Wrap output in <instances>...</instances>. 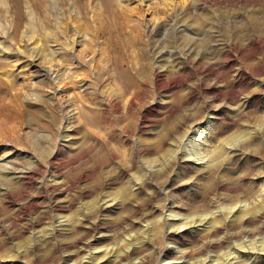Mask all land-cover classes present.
Listing matches in <instances>:
<instances>
[{
	"label": "rangeland",
	"instance_id": "rangeland-1",
	"mask_svg": "<svg viewBox=\"0 0 264 264\" xmlns=\"http://www.w3.org/2000/svg\"><path fill=\"white\" fill-rule=\"evenodd\" d=\"M31 1L44 8L23 71L11 63L12 90L0 86V264H74L103 234L91 250L130 244L129 262L161 264L177 248L190 263L264 264V0H85L48 39L46 0ZM170 209L210 216L213 234L167 238Z\"/></svg>",
	"mask_w": 264,
	"mask_h": 264
},
{
	"label": "bare ground",
	"instance_id": "bare-ground-1",
	"mask_svg": "<svg viewBox=\"0 0 264 264\" xmlns=\"http://www.w3.org/2000/svg\"><path fill=\"white\" fill-rule=\"evenodd\" d=\"M74 1H72V0H46L45 1L47 6L44 10V13H45L44 18L46 19L49 16L51 18V21L53 22V26L51 24L50 25L52 27H50L49 25L46 26V25L41 24V25H39L38 30L42 34H44V36H46L47 39L49 38V36H52L53 33H56L59 35H62L63 33L65 34L64 30L66 28L65 27L66 24H63L60 20L64 19V20H68V21L73 22L75 18H79V16H81L84 13L86 14L88 3L84 2L85 0H74ZM111 1L112 0H104V2L108 5H110ZM116 1H118V0H116ZM163 2H164V0H163ZM166 2L169 3L171 1L167 0ZM38 3H39V1H38ZM37 4H35L34 1H31V0H1L0 1V7L6 11L5 14L8 17L7 23H2V21L0 19V86H1V84L7 85L6 81H5V83H3L4 81H2V79L7 80V76L10 72L9 70H7V68L9 67V65H11V63H14L16 65V74H20V72L23 71L22 66L25 63L24 60L26 59L25 45H26V42H29L31 39L32 33L31 34H29V33L34 31V29L36 28L34 26V22H33L34 16L35 15L37 16L38 12H40L42 10V8H44V7H41L42 5H40V4L37 5ZM30 6L32 7V10L30 9L31 11L28 10V8ZM24 9L26 11H24ZM34 13H37V14H34ZM25 20L27 22H25ZM48 23H49V21H48ZM72 26H73L72 28H75L74 25H72ZM80 38H82V37L77 36L75 39H72L73 41L71 44L77 46V44L79 43L78 40ZM68 42L69 41H66V44H68ZM29 45L31 46V50H36V49L39 50L42 47V45L39 44V42H35L32 44L29 43ZM50 48H52V49L49 52V56L55 57V55H56V57H58L57 52L61 50V47L53 44L52 46H50ZM31 60L36 61L34 59H31ZM232 62H233V60H232V58H230L229 63L231 64ZM59 65L57 64V66H59ZM210 68H211V66H210ZM40 73H41L40 77L45 78L50 73V71H46V69H45V70H41ZM159 78H160V76H158L157 83L161 84V80H159ZM9 81L10 80H8V84H11L12 82H9ZM9 90H12V85L11 86L7 85L6 94L8 93ZM1 98H3V97H1ZM12 98L14 100H17L15 95L12 96ZM132 104L133 103L130 100V105H132ZM0 109H2V108H0ZM12 156H13V153H9L7 155V157H9V158ZM191 158L192 157H190V156H186V159H188V160H185V161H190L192 163H195V165H205L206 164V162H203V159H201L197 156H195L192 159ZM5 170H7V168ZM8 170H9L8 171L9 174L16 175L15 178L18 181H23V180L28 179V176L30 174V172H27V171H22V170L18 171V168L13 169L12 167L11 168L9 167ZM14 181H16V180H14ZM2 189H4V188H2ZM5 194H7V192ZM114 205H115V203L113 200H102L98 207L101 208L100 211L104 212V211L109 210L108 211L109 213L116 214L117 208L114 207ZM172 207H173V205L171 206V209H173ZM195 218L194 219L193 218H187L184 216L181 217V216L177 215L176 213H173L172 210L169 211L168 215H164L161 218L163 220V223L164 222H171L170 226L172 228H171V231L166 233L167 238L174 239L175 236H178L181 239L184 236V231L186 232V229L187 230H189L190 228L195 229L197 227H202L201 231H204L203 234L200 233V237L204 236L205 238H209V236L211 234H213L212 231L215 229V224H212L213 221H211V222L209 221L210 216L208 218V215H200L198 218H196V219ZM93 223L90 224L91 226L88 230L89 233H92L95 231V223L94 224ZM213 223H215V222H213ZM183 229H185V230H183ZM132 236H133V234H132ZM88 238L89 239L86 240V242L84 243L85 250H86V256L83 259H87L86 262H84L85 264H125V263L126 264H146V262L148 261V257L150 255V253H149V255L147 253H143V254L141 253L140 257H138L136 255L138 258L133 259V261L131 260L129 262L128 259L131 256H134L135 251L137 250V249L135 250V248L133 249V247L131 248L130 244H128L127 246H125L122 249H120L118 247L114 248V246L113 247L112 246L107 247L104 245V246H101L102 248L101 247L99 248L100 250H98V251L96 250L97 251L96 252V251L91 250V247H94L93 246L94 244L98 243L99 241L100 242H108L111 240V238H113V236L103 234V235H99L98 237H94V235H92ZM147 241H149V240H147ZM76 242L81 243L79 238L76 239ZM167 246H168V244L166 245V247ZM169 248L173 249V247H170V246L168 247V249ZM174 250H175L174 256L171 259L164 260V261H162V263L161 262L160 263L161 264H232L234 262L233 261L234 256L233 257L229 256V257L224 258L226 260L225 262H218L217 260L211 259L213 256H208L207 258L199 259L193 263H190V262L185 260V259H187V260L191 259L188 255H186V253L181 252L177 248H175ZM79 255H80L79 253L78 254L75 253L70 257L71 259H74L73 260L74 264H82L81 261L83 259L79 260L80 259ZM126 260H128V262H125ZM83 261H85V260H83Z\"/></svg>",
	"mask_w": 264,
	"mask_h": 264
}]
</instances>
